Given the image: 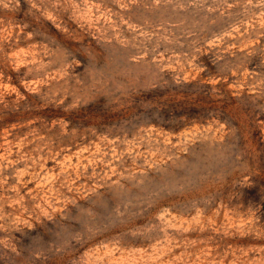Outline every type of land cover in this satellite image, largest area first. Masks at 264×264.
I'll return each instance as SVG.
<instances>
[{"label":"rangeland","instance_id":"rangeland-1","mask_svg":"<svg viewBox=\"0 0 264 264\" xmlns=\"http://www.w3.org/2000/svg\"><path fill=\"white\" fill-rule=\"evenodd\" d=\"M0 264H264V0H0Z\"/></svg>","mask_w":264,"mask_h":264}]
</instances>
